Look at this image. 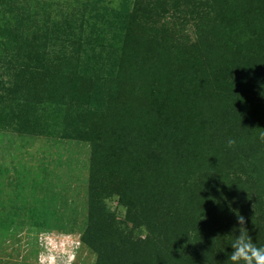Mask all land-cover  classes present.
Here are the masks:
<instances>
[{"label": "trees", "instance_id": "16d2710c", "mask_svg": "<svg viewBox=\"0 0 264 264\" xmlns=\"http://www.w3.org/2000/svg\"><path fill=\"white\" fill-rule=\"evenodd\" d=\"M18 7L19 23L35 15ZM170 11L180 23L157 27ZM121 15L109 37L106 20L30 38L4 22L0 130L90 143L95 264H232L238 215L264 246V0H136Z\"/></svg>", "mask_w": 264, "mask_h": 264}, {"label": "rangeland", "instance_id": "374dc122", "mask_svg": "<svg viewBox=\"0 0 264 264\" xmlns=\"http://www.w3.org/2000/svg\"><path fill=\"white\" fill-rule=\"evenodd\" d=\"M135 3L136 0H0V50L7 40L1 34L4 22H13L18 33L30 38L37 24L44 26L45 21L52 25L65 23L68 18L76 23L106 20L109 37L119 29L121 14L131 11ZM19 4L25 14L32 10L35 13L23 24L11 17L23 10ZM14 6L17 7L11 10ZM172 13L158 19L156 26L180 23ZM193 24L190 21L184 31L193 35ZM50 53L55 55L54 51ZM1 66L0 78L13 80V71L8 72L6 64ZM0 104L4 103L0 100ZM90 155L87 141L0 130V264H95L96 253L81 240L87 226ZM107 203L120 217L124 215L125 208L117 197ZM43 219L45 224L41 226Z\"/></svg>", "mask_w": 264, "mask_h": 264}, {"label": "clouds", "instance_id": "9594fccd", "mask_svg": "<svg viewBox=\"0 0 264 264\" xmlns=\"http://www.w3.org/2000/svg\"><path fill=\"white\" fill-rule=\"evenodd\" d=\"M259 139L264 142V131L259 132ZM236 141L229 138L228 147H233ZM247 221L243 215L237 216V224L239 235H236L234 242L231 244L232 251L228 255V259L232 264H264V246L258 247L246 227Z\"/></svg>", "mask_w": 264, "mask_h": 264}]
</instances>
